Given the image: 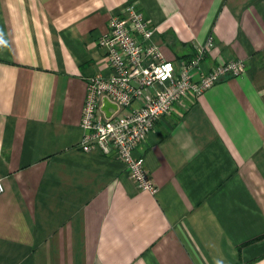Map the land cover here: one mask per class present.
I'll list each match as a JSON object with an SVG mask.
<instances>
[{"label":"crops","instance_id":"crops-1","mask_svg":"<svg viewBox=\"0 0 264 264\" xmlns=\"http://www.w3.org/2000/svg\"><path fill=\"white\" fill-rule=\"evenodd\" d=\"M131 4L172 60L241 59L135 149L157 190L78 143L98 39ZM0 264H264V0H0Z\"/></svg>","mask_w":264,"mask_h":264},{"label":"built area","instance_id":"built-area-1","mask_svg":"<svg viewBox=\"0 0 264 264\" xmlns=\"http://www.w3.org/2000/svg\"><path fill=\"white\" fill-rule=\"evenodd\" d=\"M156 26L133 5L124 15H111L107 31L98 39L106 56L107 74L90 76L82 106L78 143L83 151L100 148L113 152L125 165L140 190L155 193L157 185L145 167L144 157L134 153L152 130L156 119L189 94L198 96L223 75H240L241 59L204 69L202 62L213 37L195 45L189 58L172 60L152 41ZM106 98L109 114L101 108ZM4 185L0 179V193Z\"/></svg>","mask_w":264,"mask_h":264},{"label":"water","instance_id":"water-1","mask_svg":"<svg viewBox=\"0 0 264 264\" xmlns=\"http://www.w3.org/2000/svg\"><path fill=\"white\" fill-rule=\"evenodd\" d=\"M109 106H111V104L109 103V101L106 98H104L101 108L106 112V115L109 114V111H108Z\"/></svg>","mask_w":264,"mask_h":264}]
</instances>
